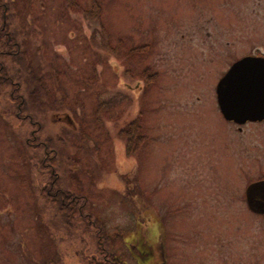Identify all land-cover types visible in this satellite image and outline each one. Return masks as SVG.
I'll list each match as a JSON object with an SVG mask.
<instances>
[{"label": "rangeland", "instance_id": "374dc122", "mask_svg": "<svg viewBox=\"0 0 264 264\" xmlns=\"http://www.w3.org/2000/svg\"><path fill=\"white\" fill-rule=\"evenodd\" d=\"M233 1L0 0V39H14L0 47V264L101 259L86 222L85 232L47 224L35 188L52 183L49 173L85 202L119 264L244 255L236 226L253 217L219 188L215 157L214 84L227 57L180 36L204 26L203 8L235 22ZM132 122L145 138L133 153L120 135ZM27 147L49 160L34 168Z\"/></svg>", "mask_w": 264, "mask_h": 264}, {"label": "flooded vegetation", "instance_id": "af4514ba", "mask_svg": "<svg viewBox=\"0 0 264 264\" xmlns=\"http://www.w3.org/2000/svg\"><path fill=\"white\" fill-rule=\"evenodd\" d=\"M232 3L236 12L233 18L235 22L219 24L216 20L222 19L203 8L208 14L204 26L200 25L197 28L194 26L191 32L180 34L181 38L186 35L189 42L202 37L205 48L211 55L215 56L220 51V54H225L227 57L214 84V102L218 116L222 120L219 130L221 145L219 151L215 152V157L219 158V163L216 164L220 166L222 182L218 185L224 191L231 188L234 192L233 196L243 202L237 214L244 211L253 217L251 223L242 224L243 231H239L238 224L236 226V234L241 235V243H244V255L241 254L237 258L230 257V262H225L221 257L212 256V250L209 249L205 264H261V249L264 252V210L255 208L254 203L264 201V193L256 189L251 190V187L264 183V115L260 119H247L241 122L227 120L217 104L216 86L219 80L227 74L231 65L239 59L244 57L264 59V0H234ZM212 19L215 20L213 23L216 27L210 25L209 21ZM207 24L208 27H206ZM210 62H212L211 58H209ZM232 83L226 81L223 87ZM232 92L230 87L225 93ZM16 111L15 116L17 117L19 107ZM29 140L27 138V143H30ZM208 164L210 167L212 162L209 161ZM249 190L252 192L248 193ZM211 237L210 231L209 240ZM193 261L190 264H193Z\"/></svg>", "mask_w": 264, "mask_h": 264}, {"label": "trees", "instance_id": "16d2710c", "mask_svg": "<svg viewBox=\"0 0 264 264\" xmlns=\"http://www.w3.org/2000/svg\"><path fill=\"white\" fill-rule=\"evenodd\" d=\"M92 8L90 11V18L91 19H96L99 16V6L96 2H94L92 4ZM11 36V35H10ZM1 44L0 47L1 48H7V47H14L13 45V36L10 37L9 40L6 41V44H4L3 39L1 38ZM11 41V43H10ZM135 51V50H132ZM138 51V50H136ZM10 80V81H9ZM7 82H11L12 78H9L8 80H6ZM152 83L151 79L147 81V84ZM20 86V84H19ZM17 91L19 90V87L16 89ZM19 107V112L18 113H23L25 111V106H24V102H21L19 105L16 106ZM23 120H27L26 117L23 118ZM22 121H21V125H22ZM27 124L30 126V121H27ZM32 126H35V124H32ZM38 128V127H37ZM41 130V128L39 127L37 132ZM141 132V128L140 126H138V124L136 122H132L130 124H128V126L120 131V135L126 137L127 139V143L129 144V147L126 149L127 152H135L139 145L141 143H143L144 141V137L140 135ZM28 137L30 136L29 134L27 135ZM39 138H36V140H38ZM34 140V142L36 141ZM44 144H46L45 142H42ZM41 142L37 144L36 148L38 149L39 147H41L40 145L42 144ZM36 148H33L34 150H30L29 147H27L28 150H30L32 153L30 154V159L33 162V167L35 168L36 164H39V166H41L42 161L45 159V161H48L49 159L43 157L44 154L39 155L35 150H37ZM40 150V149H39ZM52 159H50V161L48 163H52V167H55V164L53 163L56 159H54L51 162ZM58 161V160H56ZM35 165V166H34ZM49 177L52 180V183L48 182L47 186L43 187V188H39L36 187L35 188V194L37 199L39 200L40 203V208L42 210L43 213H47V224L48 225H56V223L58 222L59 225L65 227L67 229V231H73L75 229V227H80L78 230H80L81 232H85V230L83 228H81V224L83 223H87L89 226H92L94 228V232L97 233V237L95 235V241L97 243V251L99 252V254L101 255V259L100 260H95V259H91L88 264H119L118 261L116 262V260H112L111 258H108L110 256H108L107 250H105L104 248L105 245L108 242V239L106 238L105 240H103L99 235H100V228L99 226L95 225V220L92 219V216L88 213H84V209H85V202L82 201L79 202L81 199L77 198L75 195L71 194L70 192L62 189L59 187V182H58V178L54 177V175H51L49 173ZM52 217V219H51ZM56 221H54V220ZM87 227V226H86ZM54 228L57 229V227L55 226ZM88 228V227H87ZM66 233V232H65ZM67 234V233H66ZM104 244V246H102ZM112 256V255H111ZM113 257V256H112Z\"/></svg>", "mask_w": 264, "mask_h": 264}, {"label": "water", "instance_id": "95a60500", "mask_svg": "<svg viewBox=\"0 0 264 264\" xmlns=\"http://www.w3.org/2000/svg\"><path fill=\"white\" fill-rule=\"evenodd\" d=\"M226 81H234L235 84L223 87ZM230 87L233 92L226 94ZM216 95L219 110L227 120L241 122L260 119L264 115V59L244 57L234 62L227 74L219 80ZM253 189L264 193V183L252 186ZM254 206L264 210V201H256Z\"/></svg>", "mask_w": 264, "mask_h": 264}, {"label": "bare ground", "instance_id": "6f19581e", "mask_svg": "<svg viewBox=\"0 0 264 264\" xmlns=\"http://www.w3.org/2000/svg\"><path fill=\"white\" fill-rule=\"evenodd\" d=\"M53 230H54V232H57L56 229L53 228Z\"/></svg>", "mask_w": 264, "mask_h": 264}]
</instances>
